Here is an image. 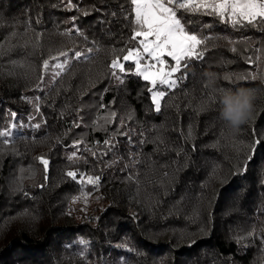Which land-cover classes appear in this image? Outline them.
I'll list each match as a JSON object with an SVG mask.
<instances>
[{
  "label": "trees",
  "instance_id": "trees-1",
  "mask_svg": "<svg viewBox=\"0 0 264 264\" xmlns=\"http://www.w3.org/2000/svg\"><path fill=\"white\" fill-rule=\"evenodd\" d=\"M68 3L0 0V131L19 116L41 125L0 143V264H264V145L246 159L264 141V31L193 14L207 51L201 45L203 59L174 73L187 79L157 113L148 81L111 75V60L136 45L125 0ZM61 51L63 70L54 67ZM209 76L215 90L254 92L251 121L238 131L220 118ZM235 141L247 147L238 153ZM88 176H100L99 188ZM92 192L101 204L78 218L72 199Z\"/></svg>",
  "mask_w": 264,
  "mask_h": 264
},
{
  "label": "snow or ice",
  "instance_id": "snow-or-ice-1",
  "mask_svg": "<svg viewBox=\"0 0 264 264\" xmlns=\"http://www.w3.org/2000/svg\"><path fill=\"white\" fill-rule=\"evenodd\" d=\"M125 3L128 4V8L121 6L122 17L129 12L134 13L135 27L132 28L134 35L130 37V41H135L136 45L133 48L125 49L126 54L122 57L116 56L111 60V75L119 80L121 84L123 83V79L117 75V70L119 73L142 77L144 81L150 82L151 87L149 91L151 93V100L155 105V112L157 113L161 111V100L165 97L166 91L176 88L178 79L181 82L187 79L186 72L176 79L173 78V74L180 72L182 67L187 70L193 60L203 59L204 51H207V37L200 38L195 34L197 29L191 26L193 14L214 17L219 22L229 23L233 29H255L259 25V29L264 31V0H125ZM67 7L71 9L76 7V5L71 4V0H69ZM84 14L87 15V12ZM111 15H115V13ZM257 17L261 19L257 21ZM74 20L75 17H73ZM128 24L131 26V19L128 20ZM76 31H79V29ZM65 34L67 35L68 33ZM239 42L247 43V41ZM229 43L235 44L237 41H229ZM201 45H205L204 51H198ZM91 51V48L87 49V52L90 53ZM231 51L236 52L237 49L232 47ZM59 56L65 58L64 63H56L54 67L63 70L68 63L69 53L61 51ZM72 56L80 58L82 52L73 51ZM166 56L171 58V61L174 62L173 65H170L169 61L165 59ZM52 60L58 61L59 57L53 56ZM121 60L130 61L129 68L135 71L126 73L125 65ZM182 61L185 62L183 65ZM251 62V59H249V63ZM43 68L45 72L49 70V61L47 59L43 61ZM59 75L60 71H56L55 76ZM238 78L256 80L261 77L257 75H251L250 77L241 75ZM224 79H231V76H225ZM42 83L43 78L41 77V82L36 87L39 89ZM158 85L160 86L159 89L157 88ZM214 91L223 92L224 90L218 89ZM210 100L215 102V95L210 94ZM115 115V112H113L105 119L110 121ZM250 121L251 119L248 122ZM73 126L79 127L80 125L73 121ZM34 127L38 129L41 125L35 124ZM121 127H123L122 122ZM12 128H16V124H13ZM121 134L127 135V133ZM10 135V131H0V137L3 138L0 140V143L8 144ZM104 143L109 147L113 146L109 140H105ZM78 144L79 142H77V146ZM234 145L237 146L238 153L243 147H247L243 141H235ZM262 145H264V141L255 139L249 148V155L246 159L251 160V153L255 152L256 147ZM92 155H96V153H92ZM75 157L76 152L74 151L68 159L72 160ZM36 159L43 165L45 180H47L49 160L43 156ZM240 168L246 169V165H241ZM66 175L71 178V181H77V172L68 171ZM100 179V176H88L86 182L99 188ZM39 186L41 188L45 187L44 184ZM75 199H84L85 203H87V193H83ZM249 235H254V232L249 233ZM81 243L84 242L81 241ZM191 243L195 244L196 241L193 239ZM116 264H119V262L117 261Z\"/></svg>",
  "mask_w": 264,
  "mask_h": 264
},
{
  "label": "clouds",
  "instance_id": "clouds-1",
  "mask_svg": "<svg viewBox=\"0 0 264 264\" xmlns=\"http://www.w3.org/2000/svg\"><path fill=\"white\" fill-rule=\"evenodd\" d=\"M207 84L215 90V80L209 76ZM219 116L233 131H238L252 117L256 96L250 89L223 91L218 96Z\"/></svg>",
  "mask_w": 264,
  "mask_h": 264
},
{
  "label": "rangeland",
  "instance_id": "rangeland-1",
  "mask_svg": "<svg viewBox=\"0 0 264 264\" xmlns=\"http://www.w3.org/2000/svg\"><path fill=\"white\" fill-rule=\"evenodd\" d=\"M166 60L169 61L170 65H173L174 62L171 61L170 57H165ZM122 63L126 62V61H122ZM130 62V61H129ZM130 64V63H129ZM127 64V65H129ZM159 67V66H157ZM133 72L135 71L134 69H132ZM131 71V69L129 70ZM173 78H174V74H173ZM151 87L150 82H149V88ZM157 88L159 89L160 86L158 85ZM11 123L6 127L5 131H10L12 136L15 133H36L38 132L40 129L35 128L34 125L38 124V123H32L29 121H25L22 117H14L13 119L10 120ZM16 124V128H12V125ZM9 136V137H10ZM81 196V195H78ZM77 196H75L72 201H71V207L72 210L74 211V213L76 214V216L78 218H80L81 214L86 213V212H90L92 210H94V208L98 205L101 204V200L99 198V194L97 192H92V193H87V203H85L84 199H80V200H76Z\"/></svg>",
  "mask_w": 264,
  "mask_h": 264
}]
</instances>
